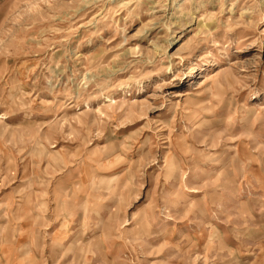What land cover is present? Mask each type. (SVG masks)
Masks as SVG:
<instances>
[{
	"label": "rangeland",
	"instance_id": "rangeland-1",
	"mask_svg": "<svg viewBox=\"0 0 264 264\" xmlns=\"http://www.w3.org/2000/svg\"><path fill=\"white\" fill-rule=\"evenodd\" d=\"M0 264H264V0H0Z\"/></svg>",
	"mask_w": 264,
	"mask_h": 264
}]
</instances>
